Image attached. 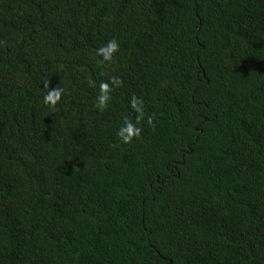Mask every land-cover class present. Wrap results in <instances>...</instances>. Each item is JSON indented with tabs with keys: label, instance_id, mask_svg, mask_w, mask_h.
Returning <instances> with one entry per match:
<instances>
[{
	"label": "trees",
	"instance_id": "trees-1",
	"mask_svg": "<svg viewBox=\"0 0 264 264\" xmlns=\"http://www.w3.org/2000/svg\"><path fill=\"white\" fill-rule=\"evenodd\" d=\"M0 264H264V0H0Z\"/></svg>",
	"mask_w": 264,
	"mask_h": 264
},
{
	"label": "clouds",
	"instance_id": "clouds-1",
	"mask_svg": "<svg viewBox=\"0 0 264 264\" xmlns=\"http://www.w3.org/2000/svg\"><path fill=\"white\" fill-rule=\"evenodd\" d=\"M119 47H120V45H119L118 41L116 39H112V40H109L106 45H104L103 47L98 49V53L103 56V59L105 61H111L113 59L114 54L119 50ZM113 80L115 83L116 82L115 78H113ZM106 84L107 83H103L101 85V88L103 89L104 85H106ZM108 91H109V85H108ZM108 91H105L104 94L100 97L101 100H107L110 98L108 96ZM60 92H61L60 89H55L53 91H50L45 96V102L54 104L56 101H58L60 99ZM104 107H107V104H105ZM103 112L104 111H102V114H103ZM142 115H143V113H141V116ZM149 123H151V118L149 119ZM125 126H130L132 128L133 134L131 136H124L122 139V141L124 143H129V142H131V140L134 136H139L141 130L128 121H126L125 125L122 127H125ZM192 149H194V148H192Z\"/></svg>",
	"mask_w": 264,
	"mask_h": 264
}]
</instances>
